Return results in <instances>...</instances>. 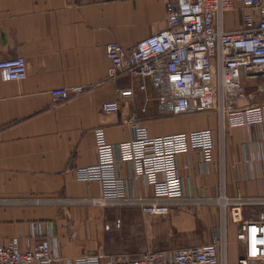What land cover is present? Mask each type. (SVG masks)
I'll list each match as a JSON object with an SVG mask.
<instances>
[{
  "label": "crops",
  "instance_id": "crops-1",
  "mask_svg": "<svg viewBox=\"0 0 264 264\" xmlns=\"http://www.w3.org/2000/svg\"><path fill=\"white\" fill-rule=\"evenodd\" d=\"M168 1L0 0V58L23 55L29 64L27 78L0 79V197L66 199V203H0V242L18 236L20 247L26 249L40 239L31 232L32 224L41 222L45 235L66 256L106 250L110 231L104 229V222L113 219L114 211L69 202L100 192L97 180H80L75 174L77 167L97 160L96 126H103L113 143L131 138L137 122L152 135L212 128L215 147L207 167L199 151L178 155L186 194L216 196L224 188L234 196L264 195V121L229 126L222 132L215 112L161 110L145 76H108L107 44L117 41L129 49L140 38L164 29ZM242 23L241 11L227 12V28ZM243 84L246 94L241 105L264 103L263 76L243 79ZM71 85L84 89L55 103L51 89ZM130 87L133 93L122 95ZM113 99L119 100L120 108L104 111L102 103ZM120 168L130 192L153 194V185L144 177L134 179L126 162ZM217 208L199 210L211 217L210 211ZM142 217L158 232L157 248L174 249L212 239L213 231L207 242L179 244L175 231L195 230L197 224L184 226L177 206L168 215ZM229 231L228 264H238L242 245L236 226L231 224Z\"/></svg>",
  "mask_w": 264,
  "mask_h": 264
},
{
  "label": "built area",
  "instance_id": "built-area-1",
  "mask_svg": "<svg viewBox=\"0 0 264 264\" xmlns=\"http://www.w3.org/2000/svg\"><path fill=\"white\" fill-rule=\"evenodd\" d=\"M242 12V25L227 28L226 14ZM167 25L145 36L129 49L113 41L107 44L111 60L108 76L130 73L149 78L158 106L173 114L215 112L219 128L225 132L233 125H253L264 121V103L243 106L246 94L243 79L264 77V0H169ZM29 75L25 56L0 58V79L23 80ZM142 88L146 85L142 84ZM83 85L51 89L53 101L63 102L83 91ZM130 95L133 88L121 91ZM120 108L117 99L106 100V112ZM97 160L75 169L78 179L97 180L99 194L72 199L112 209L106 231L124 225V208H137L141 214L165 215L174 206L211 203L219 207L220 222L207 243L189 244L174 249L146 247L140 252L106 250L66 256L45 235L41 222L32 224V235L40 239L22 249L18 236L0 242V264H228V235L231 224L242 245L238 264L264 262V195H229L222 188L216 196L186 194L180 174L178 155L199 151L205 167L213 159L214 131L205 127L190 131L152 135L137 122L133 136L116 143L107 139L105 128H94ZM126 162L134 179L144 177L151 183V195L130 192L121 173ZM57 202L43 196L0 197V203ZM121 212V214H120Z\"/></svg>",
  "mask_w": 264,
  "mask_h": 264
},
{
  "label": "rangeland",
  "instance_id": "rangeland-1",
  "mask_svg": "<svg viewBox=\"0 0 264 264\" xmlns=\"http://www.w3.org/2000/svg\"><path fill=\"white\" fill-rule=\"evenodd\" d=\"M203 206L218 207L217 205L211 203H196L192 205L177 206L179 207V211L182 215L181 222H183L184 226H186L188 223H190L191 225L195 221L197 224L195 230H190V231L180 230L179 232L175 231V234H177L176 241L178 240L181 241V243L179 244H189L193 242H197V243L207 242L215 226L219 225L220 222L219 207L217 208L218 214L216 209V211H214L213 213L212 211H210L212 214L211 217H206V216H202L201 210H199L200 207ZM122 210H123L121 211L122 214L121 212L120 214L124 218V225L119 230L110 231L109 237L107 238V246H106L107 249L140 252L142 249L149 246L157 248L160 245L158 243L160 242L159 236L157 234L158 232L157 230H155L153 225L148 224L144 220L140 210L137 208H124ZM126 212H128L127 215ZM162 218L164 219V221L168 219L167 217H162ZM148 219L150 221V218ZM163 224H165V222ZM228 246H229L228 258H229V254H230L229 235H228Z\"/></svg>",
  "mask_w": 264,
  "mask_h": 264
}]
</instances>
